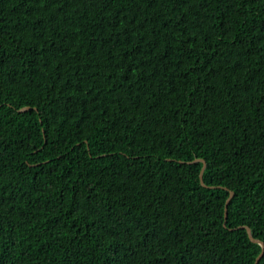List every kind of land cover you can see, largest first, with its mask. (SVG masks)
Wrapping results in <instances>:
<instances>
[{
  "label": "trees",
  "instance_id": "16d2710c",
  "mask_svg": "<svg viewBox=\"0 0 264 264\" xmlns=\"http://www.w3.org/2000/svg\"><path fill=\"white\" fill-rule=\"evenodd\" d=\"M247 227L264 0H0V264H256Z\"/></svg>",
  "mask_w": 264,
  "mask_h": 264
},
{
  "label": "water",
  "instance_id": "95a60500",
  "mask_svg": "<svg viewBox=\"0 0 264 264\" xmlns=\"http://www.w3.org/2000/svg\"><path fill=\"white\" fill-rule=\"evenodd\" d=\"M27 108H28V107H26V108H24V109H27ZM22 110H23V108H22ZM201 160H202V159H201ZM194 161H197V160L195 159V160H193V161H191V162H194ZM203 162H204V164H203V167H202V169H201V171H200V179H201L202 184L205 185V183H204V181H203V172H204V169H205V167H206V162H205L204 160H203ZM232 195H233V191L230 192V195H229V197L227 198V202H228L229 199L232 197ZM225 217H227V209L225 210ZM247 230H248V233H249L250 238H251L253 241L259 242V243L262 245V247H263L261 253L257 256V259H256V264H258L259 259L261 258L262 254L264 253V242H262L261 240L256 239L255 237H253V235H252V231H251V229H250L249 227H247Z\"/></svg>",
  "mask_w": 264,
  "mask_h": 264
},
{
  "label": "bare ground",
  "instance_id": "6f19581e",
  "mask_svg": "<svg viewBox=\"0 0 264 264\" xmlns=\"http://www.w3.org/2000/svg\"><path fill=\"white\" fill-rule=\"evenodd\" d=\"M199 160V159H198Z\"/></svg>",
  "mask_w": 264,
  "mask_h": 264
}]
</instances>
